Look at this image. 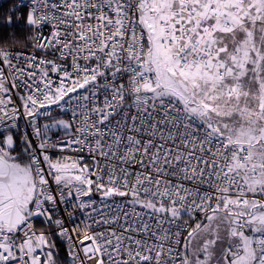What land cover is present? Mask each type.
Returning <instances> with one entry per match:
<instances>
[{
	"label": "snow or ice",
	"instance_id": "snow-or-ice-1",
	"mask_svg": "<svg viewBox=\"0 0 264 264\" xmlns=\"http://www.w3.org/2000/svg\"><path fill=\"white\" fill-rule=\"evenodd\" d=\"M30 4L0 40V264H264V0Z\"/></svg>",
	"mask_w": 264,
	"mask_h": 264
},
{
	"label": "trees",
	"instance_id": "trees-1",
	"mask_svg": "<svg viewBox=\"0 0 264 264\" xmlns=\"http://www.w3.org/2000/svg\"><path fill=\"white\" fill-rule=\"evenodd\" d=\"M11 16L12 25H7V18ZM30 29L26 25L25 18L24 19H16V17L11 14L6 7L0 9V40L7 41L12 37H15L19 42L18 47H23V42L26 37L30 35ZM58 246L60 248L61 254H64V245L61 241H57Z\"/></svg>",
	"mask_w": 264,
	"mask_h": 264
},
{
	"label": "built area",
	"instance_id": "built-area-1",
	"mask_svg": "<svg viewBox=\"0 0 264 264\" xmlns=\"http://www.w3.org/2000/svg\"><path fill=\"white\" fill-rule=\"evenodd\" d=\"M6 7L7 10L13 14L16 19H24V13L31 8L30 0H0V9ZM58 111L57 109H53V112L55 113ZM64 116V118H67L65 114H61ZM44 119V118H41ZM21 127L24 128V122H20ZM27 131L30 133L31 129L28 128Z\"/></svg>",
	"mask_w": 264,
	"mask_h": 264
}]
</instances>
